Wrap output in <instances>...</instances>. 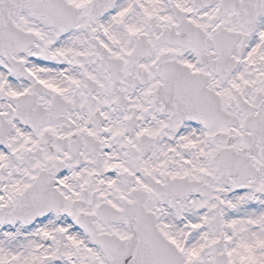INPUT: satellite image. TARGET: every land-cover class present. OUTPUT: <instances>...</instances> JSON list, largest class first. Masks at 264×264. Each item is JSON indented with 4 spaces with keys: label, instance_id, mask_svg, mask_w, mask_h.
I'll use <instances>...</instances> for the list:
<instances>
[{
    "label": "snow or ice",
    "instance_id": "6c2138e0",
    "mask_svg": "<svg viewBox=\"0 0 264 264\" xmlns=\"http://www.w3.org/2000/svg\"><path fill=\"white\" fill-rule=\"evenodd\" d=\"M0 264H264V0H0Z\"/></svg>",
    "mask_w": 264,
    "mask_h": 264
}]
</instances>
